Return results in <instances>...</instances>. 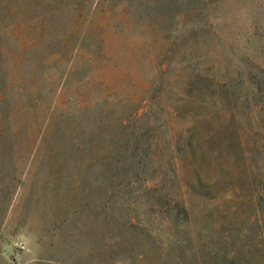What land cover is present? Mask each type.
I'll return each mask as SVG.
<instances>
[{
  "label": "rangeland",
  "instance_id": "obj_1",
  "mask_svg": "<svg viewBox=\"0 0 264 264\" xmlns=\"http://www.w3.org/2000/svg\"><path fill=\"white\" fill-rule=\"evenodd\" d=\"M0 264H264V0H0Z\"/></svg>",
  "mask_w": 264,
  "mask_h": 264
}]
</instances>
